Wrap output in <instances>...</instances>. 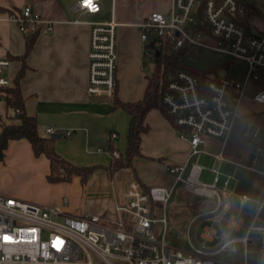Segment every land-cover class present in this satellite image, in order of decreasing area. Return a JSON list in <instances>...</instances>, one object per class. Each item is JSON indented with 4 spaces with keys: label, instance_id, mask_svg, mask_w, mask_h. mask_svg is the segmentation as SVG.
I'll return each mask as SVG.
<instances>
[{
    "label": "built area",
    "instance_id": "built-area-1",
    "mask_svg": "<svg viewBox=\"0 0 264 264\" xmlns=\"http://www.w3.org/2000/svg\"><path fill=\"white\" fill-rule=\"evenodd\" d=\"M250 4L246 6L240 0H173L169 11H153L138 24L146 65L147 61L156 64L160 57L191 45L207 46L248 62L243 79L208 78L202 85L197 76L182 69L167 80L161 102L174 124L189 137L191 156L200 151L206 137L228 138L248 83L264 74V10L252 3L259 12L248 15ZM74 8L81 15L98 13L102 10L101 0H76ZM9 17L23 33L35 30L43 20L29 5ZM254 17L260 18L261 24L253 21ZM10 65L9 57L0 56V90L13 85L8 74ZM118 66V22L111 14L109 19L91 22V96L115 99ZM254 99L264 103V87ZM46 132L56 130L50 126ZM247 140L253 149L244 166L257 174L264 188V128L252 127ZM112 155L118 158L120 153L114 150ZM203 170L198 163H193L188 172L187 164L174 165L170 172L175 182L169 187L145 189L132 179L119 193L116 218L65 214L59 208L0 194V264H264V195L256 201L246 194L238 196L242 204L254 203L247 210L251 220L244 228V219L235 214L227 216L236 195L234 174L222 181L220 172L215 170L213 180L208 181L202 177ZM177 185L186 192L215 200L206 220L222 225L227 218L230 229L244 230V234L223 230L216 244L209 245L207 241L213 240L216 231L207 228L206 242L201 247L168 241L167 206ZM225 251H234L242 259L219 258Z\"/></svg>",
    "mask_w": 264,
    "mask_h": 264
},
{
    "label": "crops",
    "instance_id": "crops-1",
    "mask_svg": "<svg viewBox=\"0 0 264 264\" xmlns=\"http://www.w3.org/2000/svg\"><path fill=\"white\" fill-rule=\"evenodd\" d=\"M75 0H0V56L11 59L8 74L13 80L23 66L19 59L26 51V37L9 15L29 5L39 12L43 20L37 25L38 35L34 48L29 53L26 63L28 68L20 81L25 107L30 115H34L42 132L48 127L56 131H70L67 136L58 138L56 150L67 160L79 166H96L87 182L83 183L79 176L68 182H51L50 161L45 155L36 156L28 139L10 140L5 149V157L0 160V194L21 198L39 203L47 207L59 208L63 213L83 216L102 214L110 218L118 217L117 204L119 193L128 187L132 179H136L145 188L152 186H172L175 176L170 172L174 165L187 164V172L193 163L204 167L202 177L212 181L215 170L221 174V180L245 168L252 153V145L247 140L252 127L264 128V103L254 99V95L264 87L259 80H250L247 94L238 106V114L233 120V127L227 139L206 137L200 151L191 156V143L183 130L174 124L170 114L161 104L149 109L145 115L147 129L142 133L140 154L132 158V165L117 171L110 176L105 166L112 162L109 146L125 153L128 146V133L131 116L122 108L114 106V100L93 97L88 92L89 82V50L91 22L102 19L108 11L118 22L119 66L118 85L115 99L123 102H137L145 97L156 64L143 59V41L138 24L153 11L167 12L173 0H114L113 9H107L102 3L98 13L80 14L74 8ZM51 26L49 29L48 26ZM195 47L186 48L181 62L188 64L184 58ZM210 48V47H209ZM213 49V48H212ZM216 50V49H214ZM219 51V50H216ZM227 55L229 64L211 66L216 68L210 78L243 79L248 72V62L231 54ZM234 62V64H233ZM244 64V67L241 64ZM146 66V67H145ZM233 67L240 70L235 72ZM208 69V68H207ZM205 70V69H202ZM151 71V75L148 72ZM223 74V75H221ZM3 99V98H2ZM6 100H0V133L3 124H19L20 120L12 118ZM107 144L100 146L99 144ZM246 169V168H245ZM12 178V179H11ZM12 181V183H11ZM11 183V184H9ZM235 183L234 201L246 211L254 203H240L238 196L248 195L252 200L256 190L240 192ZM259 184V178H258ZM233 182L231 183V186ZM42 193L40 198L28 193V188ZM262 197L264 195L263 185ZM26 187V189L24 188ZM33 191V192H34ZM260 190H258V193ZM182 185H177L170 202L171 216L169 222L176 224L175 212L195 206ZM33 194V193H32ZM170 220V221H169ZM192 221L186 226L188 240L173 244L195 246L190 238ZM222 227L232 234L242 230ZM212 228L216 231L212 241L216 243L222 233L215 225H202L198 239L203 245L204 230ZM169 231V236L171 235Z\"/></svg>",
    "mask_w": 264,
    "mask_h": 264
},
{
    "label": "trees",
    "instance_id": "trees-1",
    "mask_svg": "<svg viewBox=\"0 0 264 264\" xmlns=\"http://www.w3.org/2000/svg\"><path fill=\"white\" fill-rule=\"evenodd\" d=\"M253 4L247 7L248 15L258 13L259 9L253 8ZM26 37V51L19 59L23 61V66L16 76L13 85L0 90V98H3L14 111L12 118L19 119V124H3L0 133V160L5 157V149L8 147L10 140L28 139L32 145L36 156L45 155L50 161V173L47 178L51 182H68L75 176H79L83 183L87 182L90 175L96 169V166H79L63 157L55 148V142L58 138L54 137V133L42 132L34 115H30L25 107V98L22 95L20 81L23 78L28 65L26 59L34 48L38 28L35 30H27L24 32ZM186 53V48L172 54H166L160 57L156 62L155 70L150 77L149 86L145 97L137 102H123L114 99V106L124 109L131 116V124L128 133V146L125 153H120L118 158L112 155V162L109 166H105L110 176L117 171L132 165V158L139 155L142 133L147 129L145 124V115L147 111L161 104L163 109L166 107L161 102L162 90L167 80L178 70H188L198 77L202 85H206L210 74L215 72L216 68H208L205 70L197 69L181 62V57ZM55 133L62 136L69 135L64 131H56ZM109 150L113 154L117 150L110 145Z\"/></svg>",
    "mask_w": 264,
    "mask_h": 264
},
{
    "label": "rangeland",
    "instance_id": "rangeland-1",
    "mask_svg": "<svg viewBox=\"0 0 264 264\" xmlns=\"http://www.w3.org/2000/svg\"><path fill=\"white\" fill-rule=\"evenodd\" d=\"M76 1V0H75ZM102 3L107 7V9H113V1L114 0H101ZM250 3L255 4L260 10H264V0H248ZM253 21L257 22L258 24H261V19L258 17H254ZM184 60L190 64L193 65L195 67H199L200 69H207L210 68L211 66H217L220 64H229L230 65V59L227 57L226 54L221 53L219 51H216L212 48L209 47H195L193 49V51L188 54V56H186L184 58ZM234 64V62H233ZM242 67H244V64L240 63ZM235 69V72L240 70L237 67H233ZM223 75V74H221ZM259 82L264 83V74H262L259 77ZM0 100H4L2 98H0ZM7 111L9 113H12L13 109L11 107L7 108ZM262 115H264V109H261V111L259 112ZM235 180L237 181L236 187L238 189V191L242 192H249L250 189H255L256 190V195L254 197L261 199L262 198V193H263V189L262 187L258 184V176L255 172L249 170V169H245V168H240L237 170L236 175H235ZM3 179V178H2ZM0 179V181L2 180ZM12 179V178H11ZM4 180H7L8 182H10V178H4ZM4 180H2V182H4ZM12 183V181H11ZM9 183V184H11ZM26 189V187H24ZM28 188V186H27ZM27 190L29 194H31L32 196L34 195L37 198H40L42 195V193L38 192V191H34V189L32 188H28ZM258 190H260V192L258 193ZM34 191V192H33ZM33 193V194H32ZM189 194V198L195 203V206L185 209L182 208L180 210H178L177 212H175V216L176 218H178V220L176 219V224H172L170 222V231H171V236L167 237V240H172L174 242L177 243H183L186 242L188 240V236H187V232H186V226L188 225V223L190 221H192V229L190 231V238L193 242V244L196 247H201V242L198 239V233L202 228V225L209 223L211 226H216L219 230L222 231V225L223 227H227V218H225L222 221V225L219 222H215L213 220H206L205 219V215L206 213L212 209L215 206V200L210 199V198H206V197H202L196 194H192V193H187ZM21 199V198H19ZM173 204V202H169L168 203V212L171 216V205ZM231 205L232 208L231 210L228 212V215H232L235 214L238 217L244 219L243 221V227L245 228L250 220H251V216L250 214L241 206H239L234 199L232 198L231 200ZM54 217L57 219H60V216H57L54 214ZM170 221V220H169ZM161 227L158 225V230H160ZM235 235H243L244 234V230L240 231V232H236L234 233ZM216 243H213V245ZM219 258L224 259V260H233V261H240L242 259V256L234 251H225L221 254H219Z\"/></svg>",
    "mask_w": 264,
    "mask_h": 264
},
{
    "label": "water",
    "instance_id": "water-1",
    "mask_svg": "<svg viewBox=\"0 0 264 264\" xmlns=\"http://www.w3.org/2000/svg\"><path fill=\"white\" fill-rule=\"evenodd\" d=\"M244 5H249V1L248 0H240ZM111 14H112V11H108V12H106V14H104L103 16H102V19H109L110 17H111ZM248 33H250V31H248ZM159 53H157V55H158ZM148 74L149 75H151L152 73H151V71H149L148 72ZM53 136L54 137H56V138H60L61 137V134H57V133H54L53 134ZM100 146H106L107 144H103V143H101V144H99ZM259 185H263V182L261 181V179H259Z\"/></svg>",
    "mask_w": 264,
    "mask_h": 264
}]
</instances>
